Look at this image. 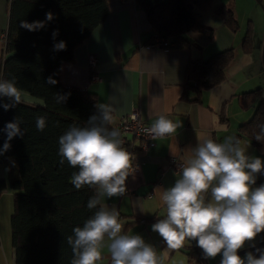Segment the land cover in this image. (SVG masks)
<instances>
[{"label":"trees","instance_id":"obj_1","mask_svg":"<svg viewBox=\"0 0 264 264\" xmlns=\"http://www.w3.org/2000/svg\"><path fill=\"white\" fill-rule=\"evenodd\" d=\"M214 0H134L144 14L152 36L164 41V47L185 48L190 42L187 34L201 33L213 38L212 29L203 25L198 11L212 9ZM117 0H9L5 57L0 78L15 79L16 86L32 99L41 103L25 101L5 111L0 107V130L16 118L21 120L25 135L10 141L11 147L0 156V165L5 168V179L0 181V193L8 186L12 192L13 211L10 215L11 241L15 253L14 264H70L73 258L67 237L73 229L83 226L96 209H88L87 202L95 189L87 186L77 190L70 182L73 172L67 161L61 165L59 137L71 126H86L87 120L96 112L97 94L89 89L81 90L64 86L60 79V66L73 62L75 50L82 46L92 31L108 17L110 7ZM52 12L54 19L47 21L43 29L28 31L20 26L46 21V13ZM230 32L239 30V22L232 10L224 5L214 9ZM242 38V49L252 52L253 25L248 22ZM58 35L53 38V32ZM64 41L66 50L55 51L54 45ZM234 57L233 48H228L205 60H191L185 70L182 98L187 90L195 94L192 101L201 102L204 91L220 84ZM56 84H48V78ZM261 88L246 92L241 97L244 109L254 107L252 118L238 128L234 137L247 138L259 152L264 153V142L256 141L264 124V100L255 106ZM57 94L66 95L64 103L57 102ZM10 103L6 98L0 104ZM114 116V114H113ZM37 117L46 118L43 131L36 128ZM118 121V120H117ZM114 116L115 127L117 124ZM117 126V125H116ZM6 135L0 131V148ZM139 145L128 142L129 153H137ZM15 162L13 166L12 162ZM258 178L264 179V175ZM158 218H144V223H154ZM139 220H136L138 222ZM135 223V222H133ZM123 224V231L133 224ZM184 253L188 264H208L194 241L186 240L177 249Z\"/></svg>","mask_w":264,"mask_h":264},{"label":"crops","instance_id":"obj_2","mask_svg":"<svg viewBox=\"0 0 264 264\" xmlns=\"http://www.w3.org/2000/svg\"><path fill=\"white\" fill-rule=\"evenodd\" d=\"M261 2L264 3V0ZM220 5L232 10L238 19L239 30L236 33L230 32L214 14V9ZM8 7L9 0H0V37L7 30ZM258 9L253 0H214L212 9L197 13L199 21L212 29V39L190 32L186 35L190 42L188 47H164L147 42L152 30L134 0H117L110 7L107 19L75 50L73 62H64L60 66V79L64 86L94 91L98 104L112 107L116 121L138 109L142 120L149 126L159 115H166L182 124L175 134L158 137L146 150L139 147L137 153L131 154L141 163V167L128 177L125 194L103 199L109 207H116L122 224L135 222L126 233L142 235L146 242L156 248L163 258V264L188 263L184 253L177 249L169 250L162 238L151 230L153 223H144V218H164L166 214L154 188L174 184L181 171L177 165L184 163L189 148L205 138L223 142L227 137L234 136L238 128L252 118L255 108L242 107L243 94L261 88L260 97L254 105L264 100V30L259 29L261 26L255 20L259 15ZM246 14L250 18L246 25L251 21L254 29L250 53L242 49L246 29L239 34L240 22ZM228 48H233L234 57L226 69L225 79L204 91L201 102L192 101L195 94L189 90L182 98L187 64L191 60H205ZM90 56L96 58L95 68L88 63ZM4 57V43L0 38V70ZM22 94L23 99L41 103V100ZM128 138L133 145L131 148L139 145L137 139ZM240 142L247 155L264 159V153L255 149L249 139L241 138ZM5 176V168L0 165V181ZM11 194L8 186L0 193V264L15 262L10 227L13 209ZM260 241L259 235L255 246ZM246 248L252 246L247 245ZM259 248L264 249V244ZM251 251L255 252V249ZM245 253L240 255L244 256ZM206 261L208 264H218L220 257ZM100 264H110L106 250Z\"/></svg>","mask_w":264,"mask_h":264},{"label":"clouds","instance_id":"obj_3","mask_svg":"<svg viewBox=\"0 0 264 264\" xmlns=\"http://www.w3.org/2000/svg\"><path fill=\"white\" fill-rule=\"evenodd\" d=\"M53 19L54 14L48 12L46 21H21L20 26L37 31ZM57 35L58 30L53 32V38ZM54 50H66V43H56ZM47 83L54 85L57 81L49 77ZM5 98L10 101L0 104L5 111L23 102L15 79L0 78V100ZM66 99V95L57 94L58 103ZM95 107L86 126L73 125L59 137L61 165L67 161L78 169L70 182L77 190L87 186L96 193L87 202L88 209L96 211L67 237L73 253L70 264H100L105 250L110 264H163L156 248L142 235L124 232L119 211L103 202L105 197L125 194L131 154L123 147L120 131L110 127L114 124L112 107L103 103ZM21 123L16 118L0 130L6 135L0 156L10 149L13 138L25 135ZM181 126L168 116L159 115L144 131L156 138L173 135ZM45 127L46 118L37 117V130ZM259 128L255 139L264 142V124ZM240 144L234 136L223 142L203 139L188 149L174 184L154 188L166 214L151 225V230L169 250L180 249L188 240L201 249L204 259L219 256L220 264H264V249L255 247L257 237L264 233V184L255 186L257 177L264 175V159L247 155ZM247 245L254 247L255 252L247 251L241 256L240 251Z\"/></svg>","mask_w":264,"mask_h":264},{"label":"built area","instance_id":"obj_4","mask_svg":"<svg viewBox=\"0 0 264 264\" xmlns=\"http://www.w3.org/2000/svg\"><path fill=\"white\" fill-rule=\"evenodd\" d=\"M6 35L7 32L4 33L0 38L2 40V42L5 44L6 42ZM154 45L156 46H164V41L158 37H155L154 41H153ZM89 65L91 68H95V63H96V58L94 56H90L89 57V61H88ZM93 79H95V76L93 77ZM150 126L147 125L141 117L140 111L138 109L133 110L132 112H130L129 114H127L126 116L120 117L117 126L115 128H117L120 133H121V138L123 140V147L125 148L126 151L129 152L128 150V142L129 139L128 136H131L132 139H137L140 143V148L142 150H146L148 145L156 138H153L151 135L147 134L144 129L145 128H149ZM131 144V143H130ZM139 162H137L133 156L131 155V169L130 172H136L139 170L140 167ZM180 165H177V168H180Z\"/></svg>","mask_w":264,"mask_h":264},{"label":"rangeland","instance_id":"obj_5","mask_svg":"<svg viewBox=\"0 0 264 264\" xmlns=\"http://www.w3.org/2000/svg\"><path fill=\"white\" fill-rule=\"evenodd\" d=\"M240 3H242V4H244L242 1L240 2ZM253 4H257V6L260 8V9H258L259 10V15L257 16V17H255V15H254V17H255V20L257 21V23H258V25L259 26H261V27H259V29H261V30H264V11H262V8L260 7V5L255 1V0H253ZM198 13V12H197ZM201 13V12H200ZM199 14V13H198ZM262 14V15H261ZM250 20V18H249V16H248V14H246L245 16L243 15V18H242V20H241V22H240V24H241V26H240V31H239V34H241L242 33V31H245V27H246V22L247 21H249ZM260 31V30H259ZM23 100H25V101H30V102H32L33 100H29V99H26V98H24ZM140 163V162H139ZM140 167H141V164H140ZM139 167V168H140ZM11 196H12V194H11ZM13 197V196H12ZM11 198V197H10ZM12 204H13V202H12ZM13 211V210H12Z\"/></svg>","mask_w":264,"mask_h":264},{"label":"water","instance_id":"obj_6","mask_svg":"<svg viewBox=\"0 0 264 264\" xmlns=\"http://www.w3.org/2000/svg\"><path fill=\"white\" fill-rule=\"evenodd\" d=\"M255 1L260 5V7L262 8V11H264V3H262L261 0H255ZM256 184H264V179H257ZM260 237H261V241L255 247H260L262 244H264V233H261ZM253 249H255V248L254 247L246 248L244 250H241L239 254L245 253L247 251H251ZM218 264H220V263H218Z\"/></svg>","mask_w":264,"mask_h":264},{"label":"bare ground","instance_id":"obj_7","mask_svg":"<svg viewBox=\"0 0 264 264\" xmlns=\"http://www.w3.org/2000/svg\"><path fill=\"white\" fill-rule=\"evenodd\" d=\"M96 64V63H95Z\"/></svg>","mask_w":264,"mask_h":264}]
</instances>
